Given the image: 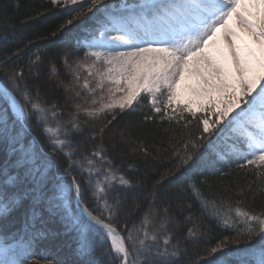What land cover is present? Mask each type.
<instances>
[{"label": "snow or ice", "instance_id": "6c2138e0", "mask_svg": "<svg viewBox=\"0 0 264 264\" xmlns=\"http://www.w3.org/2000/svg\"><path fill=\"white\" fill-rule=\"evenodd\" d=\"M52 3L65 10L78 6L52 35L62 34L77 22L86 32L75 45L77 52L83 49L82 55L75 56L70 64L72 53H64L72 82H61L58 87L65 89L68 99L80 97L77 86L81 70L87 71L95 86L84 80L82 88L92 99L74 102L69 119L58 121L53 129L49 117L60 115V109L56 102L42 105L33 100L24 80V65H12L3 72L0 94L10 102L14 119L8 120L7 109L0 113V141L4 145L0 161V230L20 220L24 229L11 236L13 243H7V236L0 241V264H29L28 256L37 255V240L57 235L56 225L64 233L74 232L77 240L75 259L66 264H183L181 258L188 248L181 244L180 237L166 231L167 224L175 223L168 215L169 207H152L160 200V189L164 184L177 183L181 194L198 191L206 183L200 179L206 172L236 161H242L238 167L251 169L252 183L226 189L219 200L204 199L200 203L205 214L235 232L230 243L238 247L222 241L208 249L196 264H264V205L259 210L251 205L247 211L237 208L231 216L233 201L228 199L229 195L238 196L235 203L242 204L259 196L264 201V0ZM90 14L95 17L91 25L86 23ZM9 43L10 34L0 36V45ZM14 47L15 52L2 61L3 65H10L22 54L19 45ZM41 60L39 55L29 59L27 70L32 71ZM145 101L150 112L144 115V121L155 122L158 117L161 122L177 126L183 122L187 127V117H191L196 119L200 134L191 133L181 142L182 149L173 157L177 163L152 185L149 210L138 224L125 227V235L111 221L126 209L143 181L128 176L127 170L115 162L103 137L116 119L117 110L134 111ZM33 111L49 138L51 152L69 161L63 173L56 157L45 152L36 136L24 144ZM108 113H112V119L90 133V139L99 136V141L73 160L84 147L72 139L86 130L87 120L82 122L81 116L95 120ZM17 123L21 125L19 131ZM120 137L122 143L131 142L136 150L148 155V149L133 139L131 130L122 131ZM229 140L231 143H227ZM221 142L227 145L226 150L221 149ZM74 165L84 177L83 183L73 175ZM86 192L96 201L93 207L99 215L85 203ZM186 207L187 220L192 223L187 236L194 239L204 222L196 217L191 204ZM158 216L161 218L155 226ZM97 248L104 249L98 256L94 255ZM39 254L47 257L51 253L42 249Z\"/></svg>", "mask_w": 264, "mask_h": 264}, {"label": "trees", "instance_id": "16d2710c", "mask_svg": "<svg viewBox=\"0 0 264 264\" xmlns=\"http://www.w3.org/2000/svg\"><path fill=\"white\" fill-rule=\"evenodd\" d=\"M73 8L78 10V6H71L69 10L57 7V5L52 3V0H0V36L6 33L10 34V43L7 46L0 45V80L3 82V72L8 67L23 64L25 67L24 80L30 86L33 100L38 101L42 105H50L56 102L60 109V115L54 118L49 117V126L53 129L56 128L58 121L69 119V114L74 111L72 108L74 102L84 103L85 100L92 99L80 86L77 87V90L81 91V96L78 98L73 97L72 99L67 98L68 93L65 92L62 86L58 87L61 82H72V76L63 61L64 53L71 52L72 55L70 56L72 57L82 55L83 52V49L77 52L75 48L77 39L86 36L83 24L77 22L68 26L62 34L52 35L58 25L72 14L71 9ZM94 20L95 17L90 14L86 23L91 25ZM12 36L15 39H12ZM15 45H19L23 50L22 54L14 58L10 65H3L2 61L15 52ZM37 55L41 56L42 60L32 71H28L29 59ZM80 77L82 79L87 77V75L80 73ZM88 80L95 86L93 78ZM106 92L107 86L105 95ZM20 101L21 103L24 102L22 98H20ZM5 109H7V118L11 122L14 117L10 103L0 94V113ZM149 112L150 108L147 101L143 102L134 111L121 113L117 110L116 119L103 137L115 158V162L122 169L127 170L128 176L136 177L143 181V187L137 189L138 194L129 198L126 209L117 219L111 221L125 235V227H131L132 223L138 224L144 218V213L149 210V202L152 200V185L156 179H159L161 174L166 173L177 163V160L173 159V157L177 150L182 149L181 142L191 133L200 134L197 131L196 119L187 117L189 121L187 127L183 126V122L179 126L175 125V123L170 124L166 120L161 122L158 117L155 122L144 121V115ZM111 119L112 113L95 120L81 116L82 122L87 120L85 124L86 130L81 135L72 137V139L77 143L83 144L84 147L82 152H78L72 157L73 160L79 159L81 155L90 151L91 146L99 141V136H97L96 140L90 139L91 130L103 127L106 121ZM16 128L19 131L21 125L17 123ZM27 128L30 131L24 134V144L27 145L32 137L36 136L40 144L43 145L45 152L56 157L59 171L63 173L69 161L64 155L51 152L49 138L43 132V125L37 124V114L34 111L27 121ZM124 130H131L133 139L148 149L147 156L136 150L131 142H121L120 133ZM170 143L173 146H170ZM227 143H231V140ZM113 144H116L115 148H113ZM226 148L227 145L221 142V149L226 150ZM3 149V142L0 141V161L3 159ZM239 163H242V161L220 164L217 166L219 170L206 172L200 178L206 183L198 191L187 190L181 194L177 191V183L164 184L163 188L160 189V200L152 207L163 208L165 205L169 207L168 215L173 218L175 223L167 224L166 231L180 237L181 244L186 245L188 248V251L181 258L183 264H196L198 258L205 256L208 249L217 246L222 241L229 247H238V245L230 243L231 238L235 236V232L226 229L215 217L205 214L202 211L200 202L201 200L212 198L219 200L226 189H238L252 183L251 169L240 168L238 167ZM76 168L77 166L74 165L73 175H76L77 179L83 183L84 177ZM228 199L233 201L231 216H235L237 208L241 211H247L248 205H251L256 210H259L264 205V201L259 196L254 201L248 200L242 204L235 203V201L240 199L238 196L229 195ZM85 203L89 205L95 215L100 214L93 207L96 201L91 199L89 192L85 193ZM188 204L192 205V211L196 214V217L204 222V227L200 229L194 239L187 236V229L192 226V223L187 220L188 211L186 206ZM71 207L75 211L74 201ZM223 210L226 211V209ZM131 212H134V215H130L129 213ZM161 216H163V213H161ZM160 218V216L155 217V226H158ZM23 229L22 220L12 222L7 229L0 230V241H3L7 236V243H13L11 236L18 231H23ZM55 231L58 233L57 235H50L47 239L37 240L35 244L37 255L28 256L29 264H32L33 261H35V264H66V262L75 259L73 255V250L77 245L75 233H64L60 225L55 226ZM172 243L175 244L176 240L173 239ZM242 246V244L239 245V247ZM42 249L49 250L51 254L47 255V257H42L39 254ZM103 250L102 248H97L94 255L98 256Z\"/></svg>", "mask_w": 264, "mask_h": 264}, {"label": "rangeland", "instance_id": "374dc122", "mask_svg": "<svg viewBox=\"0 0 264 264\" xmlns=\"http://www.w3.org/2000/svg\"><path fill=\"white\" fill-rule=\"evenodd\" d=\"M75 56H69V61H68V63H73V58H74ZM81 74H83V75H87V77H85V78H82L79 82H80V84H79V86L82 88V85H83V82H84V80L85 79H92V77H89L88 76V74H87V71L86 70H81V72H80ZM91 82V81H90ZM78 87V86H77ZM94 87V86H93ZM82 90L84 91V92H87L86 90H84L83 88H82ZM88 94V93H87ZM99 93H97V96L99 97ZM105 102H107V101H105ZM209 119H210V121H211V117H209Z\"/></svg>", "mask_w": 264, "mask_h": 264}, {"label": "water", "instance_id": "95a60500", "mask_svg": "<svg viewBox=\"0 0 264 264\" xmlns=\"http://www.w3.org/2000/svg\"><path fill=\"white\" fill-rule=\"evenodd\" d=\"M1 82V81H0Z\"/></svg>", "mask_w": 264, "mask_h": 264}]
</instances>
